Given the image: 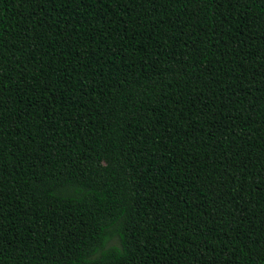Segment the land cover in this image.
I'll use <instances>...</instances> for the list:
<instances>
[{
  "label": "trees",
  "instance_id": "1",
  "mask_svg": "<svg viewBox=\"0 0 264 264\" xmlns=\"http://www.w3.org/2000/svg\"><path fill=\"white\" fill-rule=\"evenodd\" d=\"M0 264H264V0H0Z\"/></svg>",
  "mask_w": 264,
  "mask_h": 264
}]
</instances>
